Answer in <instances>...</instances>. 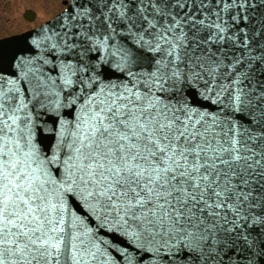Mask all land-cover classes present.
<instances>
[{"label":"snow or ice","instance_id":"obj_1","mask_svg":"<svg viewBox=\"0 0 264 264\" xmlns=\"http://www.w3.org/2000/svg\"><path fill=\"white\" fill-rule=\"evenodd\" d=\"M44 2L0 36V264H264V0Z\"/></svg>","mask_w":264,"mask_h":264},{"label":"rangeland","instance_id":"obj_2","mask_svg":"<svg viewBox=\"0 0 264 264\" xmlns=\"http://www.w3.org/2000/svg\"><path fill=\"white\" fill-rule=\"evenodd\" d=\"M50 13L55 9L44 0H0V36H13L26 32L44 18V10ZM26 11L35 14L36 20L29 22L24 18Z\"/></svg>","mask_w":264,"mask_h":264},{"label":"water","instance_id":"obj_3","mask_svg":"<svg viewBox=\"0 0 264 264\" xmlns=\"http://www.w3.org/2000/svg\"><path fill=\"white\" fill-rule=\"evenodd\" d=\"M33 16H35V14L31 11H26L24 14V18L29 22H32L30 20L33 18Z\"/></svg>","mask_w":264,"mask_h":264}]
</instances>
